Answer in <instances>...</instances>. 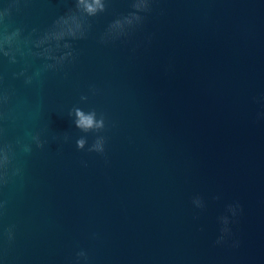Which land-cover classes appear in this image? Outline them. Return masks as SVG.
Segmentation results:
<instances>
[{
    "label": "water",
    "instance_id": "obj_1",
    "mask_svg": "<svg viewBox=\"0 0 264 264\" xmlns=\"http://www.w3.org/2000/svg\"><path fill=\"white\" fill-rule=\"evenodd\" d=\"M0 264H264V0H0Z\"/></svg>",
    "mask_w": 264,
    "mask_h": 264
},
{
    "label": "clouds",
    "instance_id": "obj_2",
    "mask_svg": "<svg viewBox=\"0 0 264 264\" xmlns=\"http://www.w3.org/2000/svg\"><path fill=\"white\" fill-rule=\"evenodd\" d=\"M96 3L99 4V0H96ZM88 11L89 12H94L95 9L89 5L88 6ZM77 115L79 116V121H78V125L81 127H91L93 124V120L91 116H84L83 113L81 112H77ZM82 145V142H79Z\"/></svg>",
    "mask_w": 264,
    "mask_h": 264
}]
</instances>
